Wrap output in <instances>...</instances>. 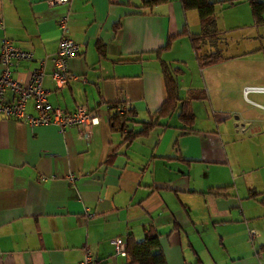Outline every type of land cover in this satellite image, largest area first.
Instances as JSON below:
<instances>
[{
	"label": "crops",
	"instance_id": "0c3cea01",
	"mask_svg": "<svg viewBox=\"0 0 264 264\" xmlns=\"http://www.w3.org/2000/svg\"><path fill=\"white\" fill-rule=\"evenodd\" d=\"M46 1L0 0V39L33 56L32 62H19L10 76L24 84L43 60L47 103L67 113L85 107L96 124L87 139L74 126L60 130L0 119V264H76L86 253L96 264H132L128 254L113 257L110 240L119 238L125 248L150 234L156 235L154 252L162 264H264V175L249 188L236 185V176L227 182V173L232 175L227 149L234 143L231 116L243 123L242 134H251L250 144L258 131L264 134V123L233 110L209 114L212 95L221 104H251L264 112L263 105L248 99L264 95V85L249 87L227 77L224 68L238 55L199 68L187 36L199 33L198 17L183 12L178 0L151 9L139 8L141 0H69L52 7ZM226 8L227 26L221 30L218 16ZM246 14L253 25L246 1L215 6L222 41L244 27ZM60 18H65L62 35L79 49L67 61L75 79L56 88L49 72L61 37ZM178 34L159 56L179 70L174 112L157 120L146 135L126 142L124 133L110 128V115L116 105L131 110L132 134L149 122L165 100L154 52ZM167 53L169 60L163 58ZM186 66L197 77L185 84L179 78ZM188 92L204 94L187 104L189 126L177 120ZM4 99L13 97L6 91ZM24 112L34 114L31 101ZM257 147L260 152L252 160L261 172L264 142ZM193 165H203L207 174L195 179Z\"/></svg>",
	"mask_w": 264,
	"mask_h": 264
},
{
	"label": "trees",
	"instance_id": "16d2710c",
	"mask_svg": "<svg viewBox=\"0 0 264 264\" xmlns=\"http://www.w3.org/2000/svg\"><path fill=\"white\" fill-rule=\"evenodd\" d=\"M178 1L183 12L193 11L198 17L199 33L187 36L190 39V48L199 68L208 67L226 60L225 55H223L219 49L222 39L220 38L221 33L216 29L215 25L214 9L216 5L232 6L236 3L246 1L254 25L262 22L261 17L264 14V1L258 0H223L216 3L208 2L207 0ZM168 2L169 0H141L139 8L151 9ZM181 34L186 35L185 32ZM181 34H178L176 37L168 38L164 46L154 52L159 61L158 64L165 100L157 111L150 116L149 122L141 123L140 129L132 134L130 123L134 121V113L126 109L123 104L116 105L115 109L112 111L109 118L110 128L124 133L126 142H129L134 137L146 135L151 128L155 126L157 120L166 118L174 112L176 103L179 101L177 96V75L179 70L171 69L168 64L159 60V56L160 53L168 51L172 41L180 37ZM206 46L212 48L213 51H208ZM202 99H204L203 92H188L187 98L182 101V112L177 116V120L189 126L192 123V116L187 111V104L189 101ZM124 108V113L119 114L118 111ZM249 195L254 196V193L250 190ZM156 246V235L150 234L145 236L143 240L138 243L128 242L125 247V252L129 255L132 264H162L161 255L158 252H154Z\"/></svg>",
	"mask_w": 264,
	"mask_h": 264
},
{
	"label": "built area",
	"instance_id": "2783aa9c",
	"mask_svg": "<svg viewBox=\"0 0 264 264\" xmlns=\"http://www.w3.org/2000/svg\"><path fill=\"white\" fill-rule=\"evenodd\" d=\"M69 0H47L46 5H66ZM57 28L62 34L65 31V18L56 22ZM79 45L73 41L61 37L57 42L55 52L50 58L49 78L56 88H62L75 76L68 72L67 61L78 54ZM33 56L16 47L6 38L0 39V119L20 120L31 126L54 125L60 130L69 127L82 129L84 138H89L90 129L96 124V117L88 112L85 107L77 106L74 111L67 113L57 108H52L46 101V92L41 87L43 78L44 61H38L37 66L31 70L26 83L22 84L11 78V70L19 62H32ZM11 93L12 101H5L4 93ZM32 102L34 114H25V104ZM124 109L118 111L124 113ZM72 176L68 177V183H72ZM113 257L126 258L124 244L119 238L110 240ZM76 264H95L87 253Z\"/></svg>",
	"mask_w": 264,
	"mask_h": 264
},
{
	"label": "rangeland",
	"instance_id": "374dc122",
	"mask_svg": "<svg viewBox=\"0 0 264 264\" xmlns=\"http://www.w3.org/2000/svg\"><path fill=\"white\" fill-rule=\"evenodd\" d=\"M228 9L229 8H226L224 10L222 16H218V20L223 21L218 25V28L221 30H224L222 24L227 26L226 12ZM132 10H134L133 12L138 11V9ZM261 19L264 21V14ZM245 22L244 27H240V29L235 32L227 34V36L225 34L224 40L219 48L222 49L224 55L226 56L238 55L237 58H233L231 62L225 66L226 68L224 69L227 77L236 78L239 83L245 84L249 87H257L264 85V23L259 22L258 24L254 25L253 23L252 25L248 14H246ZM171 55L172 54L167 53L163 56V58L169 60ZM192 76L195 78L197 77L194 72L191 74L190 67L186 66V69H184V73L180 76L179 80H185L186 84ZM225 81L226 80L220 82L219 86H224ZM217 86L218 85L214 84V91H216ZM181 96H183V92H181ZM216 99V96H211V101L209 103L211 110L214 113L209 112L210 115L219 114V112L223 111L229 113L233 110V112L244 114V117L248 119L254 118L255 123H264V112L251 104H236L229 101L221 104L218 103ZM248 99L264 106V95H248ZM197 107V113L202 116V114H204L203 107L201 105H198ZM231 122L234 134L232 132L229 135L234 143L227 149V159L232 170V175L227 173V182H231V176H236V178H238L235 182L236 185H245L249 188V186L257 182L258 178L264 175V171L257 172L259 171V168L255 167L256 163L252 160V154L260 152L257 146L262 145L264 142V134L258 131L255 139L250 144L247 139L251 134H242L243 123L240 121L239 117L237 115H232ZM223 136L224 138H227V131L223 134ZM249 145L253 146V150L251 152L248 150ZM207 171L208 169L203 165H193L191 175L195 179L199 177L202 178L205 174H207Z\"/></svg>",
	"mask_w": 264,
	"mask_h": 264
},
{
	"label": "bare ground",
	"instance_id": "6f19581e",
	"mask_svg": "<svg viewBox=\"0 0 264 264\" xmlns=\"http://www.w3.org/2000/svg\"><path fill=\"white\" fill-rule=\"evenodd\" d=\"M63 35L61 34V37H62ZM60 37V38H61ZM64 37V36H63ZM66 38V37H65ZM68 39V38H67ZM70 40V39H69ZM72 41V40H71ZM90 258L92 259V257L90 256ZM93 260V259H92ZM93 262L96 264V262L93 260Z\"/></svg>",
	"mask_w": 264,
	"mask_h": 264
}]
</instances>
